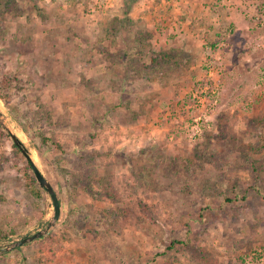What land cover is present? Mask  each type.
<instances>
[{
	"label": "rangeland",
	"instance_id": "rangeland-1",
	"mask_svg": "<svg viewBox=\"0 0 264 264\" xmlns=\"http://www.w3.org/2000/svg\"><path fill=\"white\" fill-rule=\"evenodd\" d=\"M16 1L0 105L61 213L0 264H264V0ZM12 143L0 249L53 213Z\"/></svg>",
	"mask_w": 264,
	"mask_h": 264
},
{
	"label": "water",
	"instance_id": "water-1",
	"mask_svg": "<svg viewBox=\"0 0 264 264\" xmlns=\"http://www.w3.org/2000/svg\"><path fill=\"white\" fill-rule=\"evenodd\" d=\"M8 114L5 113L0 105V124L2 127L7 131V133L10 135L13 143H15L18 148L20 149L21 154L25 157L27 162L29 163L31 170L34 174V177L38 183V185L45 191V193L50 197L53 205V213L51 217L48 219L46 225L35 232H32L30 234L24 235L23 237L11 241L7 243L4 247L0 249V251H10L13 249H16L18 247H21L23 245H26L30 242H33L37 239L42 238L43 236L49 234L54 226L56 225L57 221L59 220L60 213H61V206L60 201L57 196V193L51 184V182L46 178V176L43 174V172L40 170L38 165L33 159V154L31 150L27 147L25 144V141L22 140L20 137L17 136L16 132H22L23 130L19 128L17 125H10L8 123ZM15 123V121H14Z\"/></svg>",
	"mask_w": 264,
	"mask_h": 264
},
{
	"label": "trees",
	"instance_id": "trees-1",
	"mask_svg": "<svg viewBox=\"0 0 264 264\" xmlns=\"http://www.w3.org/2000/svg\"><path fill=\"white\" fill-rule=\"evenodd\" d=\"M0 5L3 7V12L7 11V10H11V9H16L17 8V1L16 0H0ZM20 13V12H19ZM179 59L178 56L174 57L173 59H171L170 62H177ZM157 60V59H155ZM9 78L8 77H2L0 79V98L4 99L5 101H8L9 98V93L7 91V88L9 87L8 84ZM20 119V122L22 123V125L28 129L30 127V125H27L26 122H23V120ZM0 136L3 137H10V135L8 133H5L1 126H0ZM41 140L43 142H45V140H47V137H45L43 134L40 136ZM12 148L14 150V153L16 154V158L19 160L20 158H22V156L20 155V149L18 148V146L15 143H12ZM253 161V159H252ZM81 162H83V159L81 160ZM254 162V161H253ZM253 167L255 168V164L252 163ZM23 178H24V182H25V187L26 189L30 192V194L32 195V197L34 198V200L38 203V200H40V198L42 197V193H41V187L37 184L36 179L34 177V174L31 170V167L29 165V163L26 161L24 166H23ZM7 234L6 233H0V237H6ZM52 237V235L50 234L48 236Z\"/></svg>",
	"mask_w": 264,
	"mask_h": 264
}]
</instances>
